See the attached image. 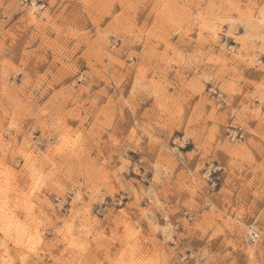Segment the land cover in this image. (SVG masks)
Segmentation results:
<instances>
[{"label": "rangeland", "instance_id": "1", "mask_svg": "<svg viewBox=\"0 0 264 264\" xmlns=\"http://www.w3.org/2000/svg\"><path fill=\"white\" fill-rule=\"evenodd\" d=\"M0 264H264V0H0Z\"/></svg>", "mask_w": 264, "mask_h": 264}, {"label": "built area", "instance_id": "2", "mask_svg": "<svg viewBox=\"0 0 264 264\" xmlns=\"http://www.w3.org/2000/svg\"><path fill=\"white\" fill-rule=\"evenodd\" d=\"M239 134H235V137H237ZM240 138H242V136L240 135ZM260 239V235L259 233H257L256 231H251L249 236H248V240L251 244H255L257 242H259Z\"/></svg>", "mask_w": 264, "mask_h": 264}]
</instances>
